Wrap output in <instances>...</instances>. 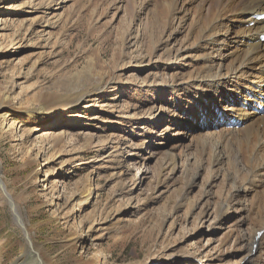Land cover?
Wrapping results in <instances>:
<instances>
[{"label":"bare ground","instance_id":"bare-ground-1","mask_svg":"<svg viewBox=\"0 0 264 264\" xmlns=\"http://www.w3.org/2000/svg\"><path fill=\"white\" fill-rule=\"evenodd\" d=\"M2 1L14 5L18 0ZM68 1L74 3L81 18L88 17L91 31H97L107 16L109 24L121 13L124 23L116 28V47L109 60L104 59L102 48H98L78 72L69 73L62 68L34 89L18 92H15L17 78L25 75L20 66L15 65L14 77L0 92L2 122L10 129L16 127V121L11 118L12 108L15 113L24 110L35 117L41 110L60 111L80 103L87 106L92 96L124 80L120 70L132 60L155 55L165 57L164 69L173 71L168 76L163 74L160 82L166 87L159 90L171 93L169 103L173 109L162 129L155 131L158 128L155 122L151 125L141 123L142 129L151 128L144 131L147 140L123 142L141 164L146 165L148 160L160 156L152 166L153 176L145 170L142 177L132 181L134 188L147 181L143 199L136 201L133 188L129 189L125 181L130 164L127 165L123 151L104 140L102 148L109 150L110 177L115 182L109 203H101L102 194L95 187L94 171L69 195L50 178L45 188L50 187L53 194L50 199L52 218L64 219L68 224L79 212V220L75 217L73 222L75 241H83L97 231L123 240L127 237L126 231L133 232L141 226L140 222L126 216L142 209L148 211L147 215L156 211L153 218L155 236L163 241L179 239L180 226L185 225L189 217L198 221L199 227H203L210 216H215L219 224L228 218L234 227L227 229L220 241L222 245L230 240L234 242L233 250L238 254L230 264H245L247 260L264 264V259H259V253L264 255V112L261 111V105H264V42L260 39L264 33V20L257 18L264 13V0H29L26 8L34 15L30 18V26L39 24L45 28L43 31L48 30L46 41L50 40L51 31L64 20L61 9ZM46 10L50 17L43 15ZM6 22L5 17L0 18V26ZM0 28L2 52L11 43H4L6 33ZM23 29L22 21L12 37L17 39ZM225 38L227 44L221 47ZM85 50L82 45L81 52ZM181 50L185 51V57L191 58L184 64L174 61H178L175 57ZM75 61L69 65L76 64ZM148 78L143 83H149ZM130 80L138 81L137 78ZM151 83L158 82L152 78ZM166 108L162 105L157 110L163 114ZM193 119L200 120L197 127L201 131L184 124ZM172 129L189 136L188 142L169 144L167 133ZM66 134H40L35 141L39 145L23 143L19 150H27L37 162L50 163L61 154H71L66 149ZM159 140H162L161 145L170 146L159 153L149 151L148 155L146 150ZM88 144H94L93 136L88 138ZM140 152H146V155ZM54 173L50 167L46 177H52ZM200 179L203 181L199 184ZM158 203L160 206L150 209ZM238 211L242 212L241 218L247 222L251 233L237 227L235 213ZM28 247L40 254L31 237ZM180 257L194 258L195 255L190 253ZM170 258L172 255L160 256L163 260ZM218 259L226 260L227 257L222 254ZM98 260H101L100 254Z\"/></svg>","mask_w":264,"mask_h":264},{"label":"rangeland","instance_id":"rangeland-1","mask_svg":"<svg viewBox=\"0 0 264 264\" xmlns=\"http://www.w3.org/2000/svg\"><path fill=\"white\" fill-rule=\"evenodd\" d=\"M28 1L18 0L14 5L0 2V18L7 19V22L0 26L7 37L4 43L6 41L11 43L7 50L0 52V92L7 88L12 76L14 77L15 65H19L25 75L17 78L15 92H18L34 89L62 68H66L69 73L78 72L85 67L93 56V51L98 48H102L104 59L109 60L116 47V28L124 23L121 13L109 24L107 21L110 18L107 16L106 22L104 20L105 23L100 24L97 31H91L87 24L88 17L81 18L74 3L68 1L63 3L61 9L64 20L57 24L51 31L50 40L46 41L48 30L43 31L45 28L39 24L30 26V18L34 15L30 8H26ZM7 7L9 8L6 11ZM43 15L51 16L47 10L43 12ZM22 21L25 29L17 39H14L12 34L16 32L17 26ZM28 25L31 27L29 31L26 30L29 28ZM226 39L220 44L221 47L227 44ZM4 45L2 44V47ZM82 45L86 48L84 52H81ZM223 52L226 54L227 50L224 49ZM175 58L178 61H174L181 64L191 59L185 57V51L182 50ZM74 60L76 64L69 65ZM166 63L165 57L158 55L143 60H132L127 67L120 70L124 80L113 83L101 94L92 96L87 106L85 103H80L60 111L41 110L35 117L31 112L24 110L15 113L12 108L11 118L13 117L16 121L14 129H10L9 125L2 122L0 118V264H132L137 262L143 264H230L235 260L238 253L233 250L235 246L233 240L225 245H222L220 241L223 239L224 232L234 227L228 218L219 224L215 216H210L204 222V226L199 227L198 221L189 217L187 223L180 226L179 231L177 230L180 232L177 234L179 239L174 240V237L167 241L155 236L157 235L153 225L155 210L149 215L144 209L141 212L138 210L128 214L126 217L129 220L140 222L141 226L132 230L133 232L126 231L127 237L123 240L115 239L110 234L104 235V231L101 235V232L97 231L83 241H75L73 222L75 217L78 221L81 214L78 212L72 216L68 224L64 223V219L52 218L54 216L50 199L53 194L50 192V187L45 188L50 178L57 181L58 187L69 195L89 173L94 171L95 187L102 194L101 203L102 205L109 203L115 182L110 177L112 163L107 156L109 150L102 148L104 140L121 149L127 165L130 164L125 181L129 189L133 188L132 195L136 201L145 197L147 181L139 188H134L132 181L134 178L142 177L143 172L146 173L145 170L148 175L153 176L152 166L156 158L160 156L148 160L146 165L144 162L141 164L137 162L134 152L123 142L147 140V134L144 131L151 128L148 126L142 129L143 122L147 125L155 122L158 125L155 131L164 128L167 124L165 119H168L173 109L169 103L172 95L159 92L166 87L160 82L163 74L168 76L173 72L164 69L166 66H163ZM135 78L138 79L137 82L130 80ZM146 78L149 83H143ZM152 78L158 83H151ZM153 89L158 92L150 93L149 91ZM59 101L61 102L62 99ZM63 103L62 101L61 104ZM162 105L168 107L163 114L161 110H157ZM39 106L43 105L39 104ZM155 113H157L156 118L153 119ZM176 113H179V110H176ZM198 122H200L199 119H193L185 121L184 124L195 126L198 131ZM47 133H67L66 149L71 151V154H61L56 160L45 163L43 160L37 162L34 156L28 155L27 150L24 152L19 150L23 143L34 144L40 134ZM92 136L94 144L89 146L88 138ZM167 136L169 144H185L189 140V136H183L180 131L174 129L171 133L168 132ZM160 141L162 140L150 146L148 151L146 150L148 155L151 151L159 153L170 146L161 145ZM147 146H149L148 143ZM170 149L173 151V148ZM146 152H140V154L146 155ZM50 167L55 170V173L52 177H46ZM202 181L200 179L198 183ZM142 204L144 207L145 202L143 201ZM159 204L146 206L152 209L157 208ZM241 214L240 211L235 213L237 227L249 234L251 230L247 227V222H243ZM29 237L36 246L38 245L39 255L28 247ZM190 253L195 257H180L186 254L188 256ZM98 254L101 255L100 261ZM166 254L172 255V258L160 259V256ZM222 254H225L226 260L218 259V256ZM263 257L264 255L259 253V259H264ZM247 261L245 264L258 263Z\"/></svg>","mask_w":264,"mask_h":264}]
</instances>
